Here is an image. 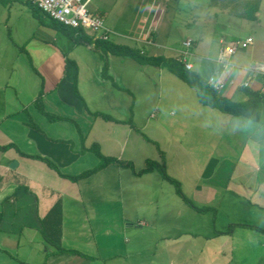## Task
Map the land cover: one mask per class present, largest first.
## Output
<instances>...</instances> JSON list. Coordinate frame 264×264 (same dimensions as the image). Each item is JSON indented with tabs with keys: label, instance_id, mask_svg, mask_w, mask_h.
Masks as SVG:
<instances>
[{
	"label": "rangeland",
	"instance_id": "374dc122",
	"mask_svg": "<svg viewBox=\"0 0 264 264\" xmlns=\"http://www.w3.org/2000/svg\"><path fill=\"white\" fill-rule=\"evenodd\" d=\"M246 1L94 0L90 8L112 33L109 40L147 56L174 58L186 67L190 65L189 71L193 65V71L203 80L215 71L213 62L224 47L219 41L228 45L250 37L253 40L251 46L223 58V62L229 65L227 69L216 65L220 73L223 71L222 81L226 83V89L220 95L227 98L226 94H229L228 99L243 102L247 97L240 93V89H249L243 86L249 78L247 75L251 72L258 75V81L264 85V73L251 70L253 66L264 67V0L260 1L257 12L251 11ZM3 5L0 0V6ZM10 6L12 11L17 4L10 3ZM30 20L38 24L34 15ZM20 21H26L25 15ZM23 29L19 28V37ZM113 30L124 34L119 33L115 40ZM85 34L91 36L88 31ZM55 36L52 46L63 53L74 71L73 97L78 91L79 71L83 79L81 89L89 105L122 120L126 131L133 129L125 138L121 130L113 138L111 133L102 131L103 151L107 153L104 157L127 162L118 157L121 147L126 156H133V169L156 165L152 172L138 175H144V199L150 195L161 198L166 186L170 194L158 198V204L167 202L164 208L178 212L188 206L178 196L177 187L167 182L166 175L180 184L181 193L194 206L210 208L206 212L193 209L189 216L183 213L160 216L151 222H155L156 232L174 236L184 228L190 234L183 238L191 247L189 264H231V260L236 264H264V209L259 205H248L232 192V184L255 195L264 192V130L257 131L260 125L203 107L195 92L166 70L139 67L129 59L93 52L92 46L73 43L60 33ZM189 41L190 45L185 46ZM90 69L95 72L101 92L89 84ZM232 72L244 73V80L225 81ZM232 87L236 91L230 96L228 90ZM101 94L104 98H98ZM261 116L264 117V106ZM52 121L64 119L52 116ZM138 133L144 143L134 139ZM94 135L92 133L90 139ZM78 153L81 157L86 156L83 150ZM94 158L98 165V158ZM158 164L164 168V174L157 168ZM110 165L123 171L127 169L117 163L104 168ZM213 184L222 188L216 189L207 205L198 204L199 198L195 200L193 197L194 188L200 185L215 189ZM124 185L127 187L125 180ZM236 221L252 223L255 228L243 229L235 225ZM222 249L224 253L220 252ZM225 253L228 260L223 257Z\"/></svg>",
	"mask_w": 264,
	"mask_h": 264
},
{
	"label": "crops",
	"instance_id": "0c3cea01",
	"mask_svg": "<svg viewBox=\"0 0 264 264\" xmlns=\"http://www.w3.org/2000/svg\"><path fill=\"white\" fill-rule=\"evenodd\" d=\"M1 2L5 6H0V264H189L191 247L183 238L190 234L184 228L174 236L159 234L155 222H151L174 213L189 216L194 210L189 206L180 212L164 208L167 202L158 204L160 197L153 195L144 199V175L135 174L143 168L127 167L123 171L110 165L96 177L73 182L59 176L44 162L28 157L46 158L62 174L74 177L97 165L92 154L86 152L81 157L80 150L98 144L101 154H107L101 142L102 131L111 133L113 138L121 130L125 138L133 129L126 131L122 120L89 105L81 89L83 79L79 71L78 92L89 112L77 96L73 97V68L63 53L52 46L55 33L29 21L33 17L30 2ZM92 2L89 10L97 15L90 8ZM10 3L17 4L12 11ZM23 15L24 22L20 21ZM20 27L25 28L21 37ZM113 31L115 40L119 33L124 34ZM216 65L213 74L204 81L210 77L222 80L224 73ZM90 72L91 88L101 92L95 72L91 69ZM242 72L238 75L232 72L225 81L244 80ZM247 76L246 80L251 79V91L264 92L258 75ZM228 91L233 96L236 90L232 87ZM40 93L45 116L35 108ZM98 98L104 97L101 94ZM94 113L109 116L112 121L95 117ZM52 116L64 121L51 122ZM257 124L260 125L257 131L264 130V117ZM92 133L95 135L90 139ZM134 139L140 144L145 142L141 134ZM118 157L133 163V156H126L121 147ZM215 187L196 186L194 199L199 198L198 204L207 205L216 189L222 188ZM232 187L233 194L248 205L264 209V192L255 195L240 185ZM161 194L163 197L170 191L165 186ZM251 224L235 222L243 229L255 228ZM223 257L228 260L226 253ZM232 263L236 264L231 260Z\"/></svg>",
	"mask_w": 264,
	"mask_h": 264
},
{
	"label": "trees",
	"instance_id": "16d2710c",
	"mask_svg": "<svg viewBox=\"0 0 264 264\" xmlns=\"http://www.w3.org/2000/svg\"><path fill=\"white\" fill-rule=\"evenodd\" d=\"M211 1L213 2L215 0H211ZM228 1L233 2L239 0H228ZM260 1L261 0H247L246 3L250 4L251 11L257 12ZM30 6L32 7L33 15L38 21L40 27L50 32L60 33L61 35L71 40L73 43L81 42V44H84L86 46H92L93 52H100L104 55H108L109 57H117L121 59L132 60L139 67L149 66L160 70L162 69L166 70L168 73L172 74L175 78H177L179 81H181L182 83L187 85L190 89H192L195 92L199 103L203 107L218 111L223 115H227L235 118H240V117L245 118L254 123H258L261 118V109L264 106V92L251 91L248 88H241L240 91H242V93L246 95L247 99L243 102H233L230 99L221 96L220 92H217L211 87H209L196 72H194L193 70L191 71L187 70L185 68V64L179 60H176L174 58H166L164 56H156V57L147 56L142 54L137 49L130 48L126 45L116 44L112 40H107V41H103L101 39L94 40L91 36L86 35L83 29L81 28L74 29L70 27H65L53 21L51 18L45 16L44 14H42L32 3L30 4ZM66 61L68 60L66 59ZM75 94L78 97V99L83 103V106L86 109V111L89 112L78 91H75ZM41 95L42 94L40 93L39 97L36 100L35 108H37L40 113L44 114L40 99ZM92 115H94L95 117H101L105 121H112V119L109 116L100 113H94ZM11 147L12 146H10V148ZM5 149L6 148L2 150ZM83 151L85 153L86 152L92 153L95 157H97L99 160V164L95 168L82 172L74 177H69L68 175L62 174L59 171L58 167L53 162H50L46 158H42L40 156H36V157L28 156V157L31 159H37L39 161L44 162L49 168L56 171L59 174V176H61L62 178L70 179L73 182H78L82 179L97 174L101 170L105 169L104 167L109 165L110 163H117L121 166L132 168V165L128 162H122L119 160L116 161L111 158L104 157L101 154L99 146L97 144H93L90 148L84 149ZM154 168H156V165L152 166L151 164H149L148 167L141 170L142 172L139 171L140 173L136 172L135 174L140 175L142 173H149L152 172L153 171L152 169ZM157 168L164 174V168L162 166L158 164ZM164 177L168 183L177 187L178 196L190 208L195 209V211L198 212L210 211V208H198L194 206L192 202L189 199L187 200L184 197V195L181 193V190L179 188L180 184L176 180L168 178L166 175H164ZM230 227H234V226H230Z\"/></svg>",
	"mask_w": 264,
	"mask_h": 264
},
{
	"label": "built area",
	"instance_id": "2783aa9c",
	"mask_svg": "<svg viewBox=\"0 0 264 264\" xmlns=\"http://www.w3.org/2000/svg\"><path fill=\"white\" fill-rule=\"evenodd\" d=\"M31 2L42 14L51 18L53 21L70 28H81L85 32L91 33V37L101 39L103 41L109 40L112 33L107 29L103 19L97 15H93L89 6L93 0H26ZM253 40L249 37L242 42H233L228 45L220 41L223 45V49L218 53L216 64L220 65L224 69L229 67L228 64L223 62V58L229 57L235 54L238 50H245L251 46ZM190 41L185 44L189 46ZM187 70L191 69V66L185 65ZM255 70L256 73H264L263 66H253L251 70ZM252 73V72H251ZM207 85L210 86L217 92H222L226 89V83L222 80H218L215 77H210L206 81ZM232 84V83H230ZM229 85V84H228ZM244 87H249V82L243 83Z\"/></svg>",
	"mask_w": 264,
	"mask_h": 264
},
{
	"label": "water",
	"instance_id": "95a60500",
	"mask_svg": "<svg viewBox=\"0 0 264 264\" xmlns=\"http://www.w3.org/2000/svg\"><path fill=\"white\" fill-rule=\"evenodd\" d=\"M14 165H16V164L14 163Z\"/></svg>",
	"mask_w": 264,
	"mask_h": 264
},
{
	"label": "clouds",
	"instance_id": "9594fccd",
	"mask_svg": "<svg viewBox=\"0 0 264 264\" xmlns=\"http://www.w3.org/2000/svg\"><path fill=\"white\" fill-rule=\"evenodd\" d=\"M31 3V2H30Z\"/></svg>",
	"mask_w": 264,
	"mask_h": 264
}]
</instances>
